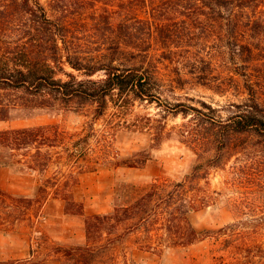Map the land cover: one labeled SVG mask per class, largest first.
Listing matches in <instances>:
<instances>
[{"label":"trees","instance_id":"obj_1","mask_svg":"<svg viewBox=\"0 0 264 264\" xmlns=\"http://www.w3.org/2000/svg\"><path fill=\"white\" fill-rule=\"evenodd\" d=\"M216 55L234 65L233 80L246 96L233 105L232 114L225 118L204 102L202 107L168 102L162 118L182 115L186 121L178 129L167 132V126L156 125L149 115L133 125L154 130L152 147L173 132L193 144L200 151L193 173L154 184L135 203L112 213L86 217V243L54 249L61 264L104 263L117 242L133 231L142 233V249L162 253L167 247H188L213 237L224 247L212 264H263L264 249L242 221L198 231L190 215L209 202L198 193L196 182L221 165L242 136L264 137V0H0V121L12 113L88 108L93 123L110 109L126 118L137 103L163 106V66L174 67V88L183 89L190 80L183 70L208 85L205 78L216 67ZM51 127L1 131L0 140L15 149L34 144L40 151L66 138L56 130L46 132ZM85 130L73 143V155H87L91 149L93 159L80 165L73 161L79 173L101 165L104 146L105 134L94 125ZM91 137L98 145L90 148ZM138 155L140 161L110 158L106 163L137 167L151 159L149 150ZM6 194L0 189V195ZM75 205L83 214V205ZM24 262L38 264L31 258Z\"/></svg>","mask_w":264,"mask_h":264},{"label":"rangeland","instance_id":"obj_2","mask_svg":"<svg viewBox=\"0 0 264 264\" xmlns=\"http://www.w3.org/2000/svg\"><path fill=\"white\" fill-rule=\"evenodd\" d=\"M214 63L217 68L205 78L208 85L199 84L189 70H183L185 78L190 79L183 89L171 85L174 67L163 66V106L137 103L126 118L116 117L114 109H110L104 118L93 123L88 108L38 111L31 115L12 113L7 120L0 121V132L53 126L54 129L51 127L46 132L53 134L56 130L66 136L65 143L58 138L56 146L43 145L40 151L34 144L15 149L4 143L6 139L0 140V189L7 193L0 195V261L15 259L26 264L24 261L31 258L38 264H61L54 249L84 245L86 217L112 213L116 207L135 203L154 184L180 181L192 174L200 162V151L193 144L180 141L173 132L172 137L152 147L154 130L133 125L145 121L144 117L149 115L156 119V125L167 126V132L178 129L186 119L182 115L163 119L161 111L168 102L180 101L198 107L203 102L210 104L227 118L235 109L233 105L246 96L233 80L234 65L219 55ZM236 78L239 79L237 75ZM90 125L105 134L101 165L93 171L79 173L80 169L72 168V162L77 160L80 165L92 161V151L73 155L72 147ZM89 142L90 148L98 145L95 137ZM142 150L151 152V159L144 165L106 163L110 158L140 161L138 153ZM74 169L71 177L69 174ZM195 186L209 200L190 215L198 231H216L242 221L244 230L256 235L258 245L264 249V137L242 136L221 165L211 168L208 176L198 180ZM75 203L83 205V214ZM142 238L141 232L128 233L100 264H212L224 247L209 237L188 247H167L160 253L142 249Z\"/></svg>","mask_w":264,"mask_h":264}]
</instances>
